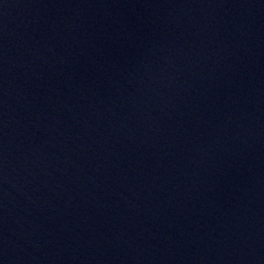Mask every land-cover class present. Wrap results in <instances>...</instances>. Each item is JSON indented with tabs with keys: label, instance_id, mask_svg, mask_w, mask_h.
Instances as JSON below:
<instances>
[{
	"label": "water",
	"instance_id": "1",
	"mask_svg": "<svg viewBox=\"0 0 264 264\" xmlns=\"http://www.w3.org/2000/svg\"><path fill=\"white\" fill-rule=\"evenodd\" d=\"M0 264H264V0H0Z\"/></svg>",
	"mask_w": 264,
	"mask_h": 264
}]
</instances>
